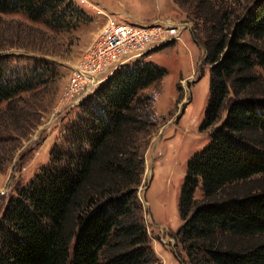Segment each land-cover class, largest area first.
<instances>
[{"label":"trees","instance_id":"obj_1","mask_svg":"<svg viewBox=\"0 0 264 264\" xmlns=\"http://www.w3.org/2000/svg\"><path fill=\"white\" fill-rule=\"evenodd\" d=\"M175 2L188 5L203 26L202 38L193 36L210 65L201 129H212L209 143L187 162L176 237L186 264H264V188L247 187L264 178V0H248L241 10L228 0ZM5 12L55 31L83 20L67 0H0ZM133 63L81 102L83 124L70 127L67 142L72 152L59 151L52 168L43 167L8 200L0 264H154L145 228L132 214L141 170L136 179L131 135L143 129L137 92L164 70ZM11 66L1 54L0 105L7 107L53 72L46 63Z\"/></svg>","mask_w":264,"mask_h":264},{"label":"rangeland","instance_id":"obj_2","mask_svg":"<svg viewBox=\"0 0 264 264\" xmlns=\"http://www.w3.org/2000/svg\"><path fill=\"white\" fill-rule=\"evenodd\" d=\"M67 1L83 19L73 30L55 31L22 13H0V55L9 57L11 67L26 70L45 63L53 66V72L46 74L47 82L22 91L9 107L6 102L0 105V220L10 197L33 181L43 167L52 168L59 151L72 152L73 146L68 144L70 127H79L81 122L82 126L80 104L99 86L83 88L81 91L87 93L81 97L73 95L78 91L68 93L75 84L72 69L89 65L85 55L96 46L107 22L156 26L168 20L170 25L186 28H175L176 36L167 26L162 35L166 34L170 42L153 47L135 60L164 71L137 92L142 99L136 113L142 116L143 129L131 138L136 179L139 170L141 175L133 190L136 201L130 202L135 203L132 214L145 228L150 260L154 264H186L176 237L182 224L178 201L187 162L209 143L212 132L201 129L210 65L205 62L204 47L193 36L197 33L202 38V23L191 15L188 5L175 0ZM228 1H234L239 10L248 2ZM118 69H111L101 83ZM247 187L264 188V178ZM200 197L197 190L194 198ZM71 247L72 243L70 252Z\"/></svg>","mask_w":264,"mask_h":264},{"label":"built area","instance_id":"obj_3","mask_svg":"<svg viewBox=\"0 0 264 264\" xmlns=\"http://www.w3.org/2000/svg\"><path fill=\"white\" fill-rule=\"evenodd\" d=\"M139 25L124 24L114 20L107 22L100 40L85 55L84 61L88 62L89 60L90 66L86 64L84 67L73 66L72 77L75 84L67 92L78 91L73 95L81 97V94L87 93L81 91L83 88L89 85L95 88L102 84L101 81L107 77L111 69L128 65L141 58L153 47L169 43V37H166V34L162 35V32L167 30V26L174 33L178 31L175 28L180 30L186 28L184 25H170L168 20L156 26L144 24L140 27Z\"/></svg>","mask_w":264,"mask_h":264}]
</instances>
